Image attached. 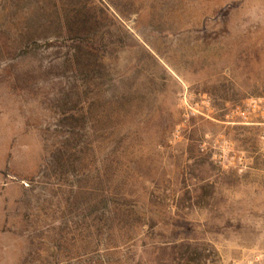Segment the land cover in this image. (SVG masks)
<instances>
[{"label": "rangeland", "instance_id": "374dc122", "mask_svg": "<svg viewBox=\"0 0 264 264\" xmlns=\"http://www.w3.org/2000/svg\"><path fill=\"white\" fill-rule=\"evenodd\" d=\"M262 97L264 0H0V264H264Z\"/></svg>", "mask_w": 264, "mask_h": 264}, {"label": "built area", "instance_id": "2783aa9c", "mask_svg": "<svg viewBox=\"0 0 264 264\" xmlns=\"http://www.w3.org/2000/svg\"><path fill=\"white\" fill-rule=\"evenodd\" d=\"M236 116L240 125L263 128L258 133L257 139L264 150V97L247 100L244 106L236 110Z\"/></svg>", "mask_w": 264, "mask_h": 264}, {"label": "crops", "instance_id": "0c3cea01", "mask_svg": "<svg viewBox=\"0 0 264 264\" xmlns=\"http://www.w3.org/2000/svg\"><path fill=\"white\" fill-rule=\"evenodd\" d=\"M0 190L2 191V194L4 193V182L2 181L0 183ZM4 194L1 197V204H0V212H1V217L0 219H2L3 221V213H4Z\"/></svg>", "mask_w": 264, "mask_h": 264}]
</instances>
